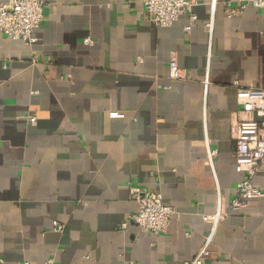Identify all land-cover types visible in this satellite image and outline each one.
<instances>
[{"label":"crops","instance_id":"1","mask_svg":"<svg viewBox=\"0 0 264 264\" xmlns=\"http://www.w3.org/2000/svg\"><path fill=\"white\" fill-rule=\"evenodd\" d=\"M43 1L34 45L0 32L4 264H184L218 209L203 264H264V196L231 210L230 134L235 83L264 88V13L192 0L187 33L188 15L155 27L138 0ZM172 58L184 80L169 79ZM253 184L264 192V165ZM130 186L176 210L165 234L120 230L136 210Z\"/></svg>","mask_w":264,"mask_h":264},{"label":"built area","instance_id":"2","mask_svg":"<svg viewBox=\"0 0 264 264\" xmlns=\"http://www.w3.org/2000/svg\"><path fill=\"white\" fill-rule=\"evenodd\" d=\"M142 5L144 18L155 27L168 28L181 16L188 15L190 24L185 28L190 32L191 26L196 21L193 8L196 3L192 0H138ZM237 8L233 9L230 2H225L228 17L242 13L247 7L264 13V0H234ZM215 0L212 3L214 10ZM46 4L43 0H9L0 3V32L7 40L21 41L28 46L37 42L36 32L44 21ZM210 32L213 28V19L207 23ZM264 44V31L260 34ZM170 80H184L186 74L175 58L168 66ZM208 79L205 80L207 87ZM237 109L232 113L230 134L235 146L234 161L235 172L240 176L235 186L231 210H237L251 200L260 199L264 192L255 187L253 178L260 172L264 165V88H242L235 83ZM112 118L121 119L123 114L113 112ZM30 122L35 124V119ZM215 151L208 150V158L212 164ZM131 200L136 204V210L121 224L120 230L125 231L129 226H135L140 233L163 235L168 231L169 224L177 216L174 208L164 205L159 191H149L139 187H129ZM219 194V193H218ZM227 214L218 209L210 218L212 228L206 237L203 246L196 256L184 264H203L211 255L210 246L213 242L215 229ZM63 227L55 224V231H62ZM0 264L4 262L0 259ZM21 264H31L22 262ZM44 264H54L48 259Z\"/></svg>","mask_w":264,"mask_h":264}]
</instances>
